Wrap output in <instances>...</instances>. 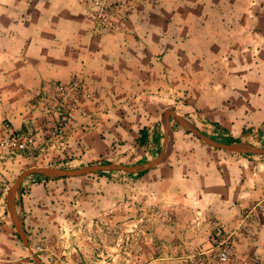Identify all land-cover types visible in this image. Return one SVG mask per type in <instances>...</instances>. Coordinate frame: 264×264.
<instances>
[{
	"label": "crops",
	"instance_id": "crops-1",
	"mask_svg": "<svg viewBox=\"0 0 264 264\" xmlns=\"http://www.w3.org/2000/svg\"><path fill=\"white\" fill-rule=\"evenodd\" d=\"M70 3L0 0V131L4 121L18 130L28 127L46 159L59 167L82 168L130 159L134 165L147 163L151 157L139 152V131L150 132L152 151L155 140L163 149L164 131L158 137L151 131L159 126V101L165 97L184 95L185 115L203 133L207 126L224 142L252 127L264 128V0H201L193 15L200 18L207 46L197 48L186 40L184 51L167 52L177 64L170 71H178L168 81L159 49L146 56L143 44L136 42L133 51L124 40L133 39L130 33H122L123 47H111L110 35L98 43L81 31L83 20L69 13ZM76 78L90 95L72 106L67 139L60 144L49 136L46 122L52 115L41 108L38 94ZM178 133L183 131H174L175 141ZM259 142L264 145V135ZM74 179L83 185L94 181ZM95 183L109 190L144 185L151 197L175 200L178 216H196L200 222L192 220L186 232L199 224L204 242L218 224L234 231L231 264H264V156L211 150L185 139L174 144L165 162L143 175L108 172ZM28 188L27 201L33 204L46 186ZM24 223L26 229L28 220Z\"/></svg>",
	"mask_w": 264,
	"mask_h": 264
},
{
	"label": "rangeland",
	"instance_id": "rangeland-1",
	"mask_svg": "<svg viewBox=\"0 0 264 264\" xmlns=\"http://www.w3.org/2000/svg\"><path fill=\"white\" fill-rule=\"evenodd\" d=\"M62 1L72 3L68 5L67 10L76 18L83 20L80 25L81 31L88 32L98 43L99 41L102 43V38L110 35L114 39L115 44L111 46L114 48L123 47L122 43L125 40L130 42L133 51L137 48L136 42L139 47L143 44L146 56L149 50L159 49L164 69L162 74L166 81L178 73L170 71L177 64H174V57L166 55L167 52L184 51L186 40L189 45L197 48L207 46V42L202 40L204 33L200 31V18L193 15L196 9L200 10L201 0ZM214 29L216 31L215 26ZM122 33H130L133 39H120ZM136 33L140 36L137 37ZM213 34L220 35L218 32ZM180 58L184 60L189 56ZM165 98L167 99L159 101L161 115L159 126H155L151 133L157 132L158 137L162 133L161 130L164 131V112L170 108L196 125L185 115L187 100L184 95L176 96V100ZM7 125L14 131L30 134L31 142L25 150H0V264H37L31 251L38 246L43 249L38 255L46 264L196 263L197 253L207 244V241L203 240L206 234L201 231L199 224H196L193 231L186 232L190 223L198 220L196 216H178L175 200L162 195L159 198L151 197V194L146 193L149 191L148 188H143L144 185L138 188L125 185L126 188L122 190L105 189L104 186L95 183L98 177L103 176L98 174L83 176L85 180H94L92 184L87 182L85 185L73 183L78 181L74 177L55 180L32 175L24 181L27 186L23 189L24 195L22 191L18 195L17 205L20 216L24 221L28 220L26 232L31 247L28 248L18 236L8 211L7 198L10 187L24 170L31 167L51 166L66 169L75 167L70 165L59 167L58 163L46 159L44 151L35 146V134L31 133L28 127L18 130L10 121H4L1 126L5 128ZM178 126L172 119L173 130H181L183 134L176 135L171 152L175 143L185 139H193L202 147L215 149L184 128L179 129ZM157 127L161 129L156 130ZM202 127L204 134L212 133L209 127ZM4 128L0 131V141L6 137ZM255 130L256 128L252 127L249 132L253 133L244 134L241 131L232 137L241 140L240 142L254 144ZM260 131L261 139L264 128ZM259 140L255 145L263 147ZM157 141L154 142L156 150L150 154L151 158L146 162L161 153L162 147L160 143H156ZM50 182H63L64 186L48 187L46 183ZM36 185H45L46 188L31 204L27 201L30 191L28 187ZM187 234L189 236L191 234L189 241L186 240Z\"/></svg>",
	"mask_w": 264,
	"mask_h": 264
},
{
	"label": "water",
	"instance_id": "water-1",
	"mask_svg": "<svg viewBox=\"0 0 264 264\" xmlns=\"http://www.w3.org/2000/svg\"><path fill=\"white\" fill-rule=\"evenodd\" d=\"M172 119L182 128L188 132L196 135L205 144L215 149L224 150L226 152L235 153L239 155H255L264 156V147L258 146L248 142L239 143H225L218 141L210 136L204 134L196 125L190 123V121L178 113L173 108L167 109L164 112V146L161 153L144 164L138 165H126L122 163H104V164H92L82 168L66 169L57 168L51 166H35L24 170L20 176L16 179L15 183L10 187L8 191V211L12 218L14 227L18 233V236L23 241V243L30 247V242L28 240L27 232L25 229V223L23 218L18 212V195L21 193V188L24 181L32 176L38 175L49 179H65L73 177H82L95 174L98 172H123L129 175L138 174L146 172L153 169L154 167L165 162L171 153L172 143L174 141V130L172 128ZM34 261L37 264H46L42 258L31 251Z\"/></svg>",
	"mask_w": 264,
	"mask_h": 264
},
{
	"label": "built area",
	"instance_id": "built-area-1",
	"mask_svg": "<svg viewBox=\"0 0 264 264\" xmlns=\"http://www.w3.org/2000/svg\"><path fill=\"white\" fill-rule=\"evenodd\" d=\"M83 95H90L84 83L76 78L72 82L56 83L43 89L38 94L41 108L49 113L51 118L46 122L49 136L57 143H64L72 122L71 108L78 104ZM6 137L0 141V150H25L31 142L28 133L14 131L7 125L4 128ZM236 233L228 227L218 224L207 242L197 253L195 264H231L236 244ZM41 247H36L34 253L40 254Z\"/></svg>",
	"mask_w": 264,
	"mask_h": 264
},
{
	"label": "trees",
	"instance_id": "trees-1",
	"mask_svg": "<svg viewBox=\"0 0 264 264\" xmlns=\"http://www.w3.org/2000/svg\"><path fill=\"white\" fill-rule=\"evenodd\" d=\"M178 128H179V129H183V128L180 127V126H178ZM183 130H184V129H183ZM249 130H250V129L244 130L243 133L246 134V133L249 132ZM188 133H189V132H188ZM259 133H260L259 130L256 129V130H255V135H256L255 138H256V140H255L254 144H256V143H257V140L260 139V135H261V134H259ZM191 134H192V133H191ZM207 135L210 136L211 138H214V139L218 140V141L224 142V139H222L220 136H219V137H215V136H213V135H211V134H207ZM195 137H197V136H195ZM151 138H152V137H151V134H150V132L148 131L147 128H143V129H141V130L139 131L138 146H139V152L142 153L143 155H146V154H152V153L154 152V151H152V148L150 149V143H151V141H152ZM197 138H198V137H197ZM240 141H241V140H235V139L232 137V138L229 139V141H225V142H227V143H238V142H240ZM263 147H264V145H263ZM242 156H251V155H242ZM124 164H126V165H134L135 163H134V160L130 159L129 162L124 163ZM147 172H149V170L146 171V172L138 173V174H136V175H143V174H145V173H147ZM95 174H98V175H106V174H108V172H98V173H95ZM55 180H59V179H55ZM22 194L24 195L23 190H22Z\"/></svg>",
	"mask_w": 264,
	"mask_h": 264
}]
</instances>
